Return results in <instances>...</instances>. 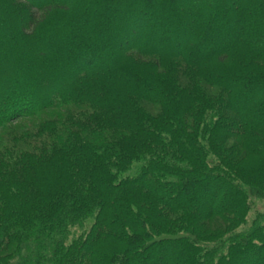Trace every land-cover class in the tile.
<instances>
[{"label":"trees","instance_id":"trees-1","mask_svg":"<svg viewBox=\"0 0 264 264\" xmlns=\"http://www.w3.org/2000/svg\"><path fill=\"white\" fill-rule=\"evenodd\" d=\"M259 203L264 0H0V264H264Z\"/></svg>","mask_w":264,"mask_h":264},{"label":"rangeland","instance_id":"rangeland-1","mask_svg":"<svg viewBox=\"0 0 264 264\" xmlns=\"http://www.w3.org/2000/svg\"><path fill=\"white\" fill-rule=\"evenodd\" d=\"M219 68H221V69H223V68L227 69V68H229V67L224 66L223 68H222V67H219ZM258 207H259L260 209L264 210V203H259V204H258Z\"/></svg>","mask_w":264,"mask_h":264}]
</instances>
